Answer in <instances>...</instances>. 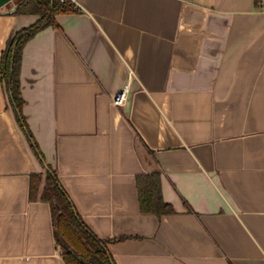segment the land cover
<instances>
[{
	"label": "crops",
	"instance_id": "1",
	"mask_svg": "<svg viewBox=\"0 0 264 264\" xmlns=\"http://www.w3.org/2000/svg\"><path fill=\"white\" fill-rule=\"evenodd\" d=\"M70 1L23 52L44 161L0 74V264H67L51 204L30 198L49 165L117 264H264V0ZM16 5L0 8V63L39 19ZM151 159L172 214L140 210Z\"/></svg>",
	"mask_w": 264,
	"mask_h": 264
},
{
	"label": "trees",
	"instance_id": "2",
	"mask_svg": "<svg viewBox=\"0 0 264 264\" xmlns=\"http://www.w3.org/2000/svg\"><path fill=\"white\" fill-rule=\"evenodd\" d=\"M76 12H79V8L70 0H20L13 13L37 15L39 19L15 32L2 51L0 74L10 104L33 150L42 161L45 159L44 155L24 113L26 101L22 94L21 82L24 47L41 29L58 26L57 15ZM137 142L140 156L145 160L143 154L147 157L149 150L141 139L138 138ZM151 162L154 163V168L136 178L140 210L144 214L159 217L172 214L175 212L174 207L163 197L161 171L153 159ZM30 198L51 204L56 241L63 250V258L67 264H117L108 249L107 241L98 238L86 225L62 187L56 170L50 165L44 175L32 174Z\"/></svg>",
	"mask_w": 264,
	"mask_h": 264
},
{
	"label": "built area",
	"instance_id": "3",
	"mask_svg": "<svg viewBox=\"0 0 264 264\" xmlns=\"http://www.w3.org/2000/svg\"><path fill=\"white\" fill-rule=\"evenodd\" d=\"M129 86H125L116 96L114 97V104L124 105L128 96Z\"/></svg>",
	"mask_w": 264,
	"mask_h": 264
},
{
	"label": "rangeland",
	"instance_id": "4",
	"mask_svg": "<svg viewBox=\"0 0 264 264\" xmlns=\"http://www.w3.org/2000/svg\"><path fill=\"white\" fill-rule=\"evenodd\" d=\"M20 0H12L11 2L7 3L6 5L3 6V8L10 7L11 4H17ZM6 6V7H5Z\"/></svg>",
	"mask_w": 264,
	"mask_h": 264
},
{
	"label": "water",
	"instance_id": "5",
	"mask_svg": "<svg viewBox=\"0 0 264 264\" xmlns=\"http://www.w3.org/2000/svg\"><path fill=\"white\" fill-rule=\"evenodd\" d=\"M12 0H0V8L6 5L7 3L11 2Z\"/></svg>",
	"mask_w": 264,
	"mask_h": 264
}]
</instances>
